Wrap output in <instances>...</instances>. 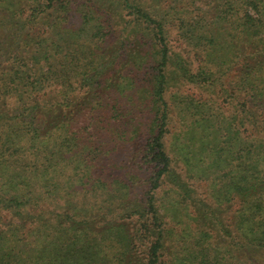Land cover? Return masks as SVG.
Segmentation results:
<instances>
[{
  "label": "trees",
  "instance_id": "1",
  "mask_svg": "<svg viewBox=\"0 0 264 264\" xmlns=\"http://www.w3.org/2000/svg\"><path fill=\"white\" fill-rule=\"evenodd\" d=\"M197 1L0 0V264H160L176 245L161 210L193 201L187 177L217 204L238 200L243 260L186 227L168 264H264V0ZM171 24L186 49H171ZM231 68L237 118L212 98ZM141 126L137 195L114 169L138 177Z\"/></svg>",
  "mask_w": 264,
  "mask_h": 264
},
{
  "label": "rangeland",
  "instance_id": "2",
  "mask_svg": "<svg viewBox=\"0 0 264 264\" xmlns=\"http://www.w3.org/2000/svg\"><path fill=\"white\" fill-rule=\"evenodd\" d=\"M189 5L190 0H185ZM197 1V0H196ZM200 5V9L202 10L204 8V4L202 3V0H198L196 4ZM155 4V3H153ZM166 4V2H164ZM161 3V5H164ZM192 6L190 8H187L188 11H190ZM197 13V9L194 10L192 14ZM185 15H190V14H179V16L183 17ZM72 20L75 21V18L72 17ZM174 23H177L178 21L173 20ZM173 23V22H172ZM176 25H169V43L171 45V49L175 51L183 50L186 49L183 46L182 40L180 37L177 35V30L175 28ZM188 51V50H187ZM186 53V52H185ZM184 52L181 54L185 55ZM240 73L235 70L234 68L228 69L225 75H222L221 77V83L222 85H218L216 89H219L221 87H225L227 91H221L219 93L215 92L212 96V98L215 101L214 107L216 111H219L222 113L224 116L227 115L229 118L231 116H234L236 114V118L241 116L242 109L240 108V104H238L239 101L242 100V95L238 93L237 86L235 85L236 79H238V76ZM228 85V87H227ZM186 88V91L189 93H193L192 95H200L203 93V90L199 88V86L190 84V83H185L182 85V89ZM175 90V87L171 88L170 91ZM197 97V96H196ZM201 99V98H200ZM208 99V98H207ZM219 108H218V107ZM235 121V120H234ZM237 123V121H235ZM150 124V120H149ZM181 120L179 119L178 113L175 111L172 114V117L168 120V126L166 127L167 131L169 130V133L166 134L165 136V141L166 145L171 144L172 142V132L178 131L181 126ZM238 125L235 124L233 129L237 127ZM240 134L243 136V126H239ZM140 135L138 138L134 139V141L128 143V145L133 149V153L136 155L137 159H140V157H144V144L146 141L145 135L143 136V132H146V128L142 127L138 130ZM171 155L176 157V155L171 151ZM116 157L119 159L120 156L116 155ZM137 163H141L140 166L142 167L140 170L137 167V174L138 177H134L133 173L129 174L127 176L128 171H131V169L127 166H119V168L114 169V173L120 175V177H131L130 183L132 184V192L134 194H144L146 191V182H141V179H144L147 177L148 173L150 172V169L147 166V163L144 160H137ZM138 166V165H137ZM135 167V165H134ZM114 168V167H113ZM135 170V169H134ZM136 173V172H135ZM185 182H189L190 185L192 186V190H190V194L193 196V201L185 208L184 205L177 210H161V213L164 216H162L163 223L165 227H168L172 230H174V237H175V243H173L172 237L170 240H168L167 247L169 249L168 254L162 258V261H160V264H168L169 258H172L173 252L176 250H179V246L183 243L181 238L179 237L181 231L184 228H188L191 233H194V230L196 228H201L202 230H210L213 234V238H210L209 241L214 242L215 240H222V243L226 245H232L233 247H230L231 251L236 254V259H241L243 260V254L238 248V244L242 242V238L239 237L237 232H232L231 229L234 228V216L236 213L237 208L239 207V202L237 199H233L231 202H224L217 204L215 201H213L212 198L208 195V190H206V186L204 182H200L199 180L195 178L187 177L184 180ZM163 186L156 191V196L157 197H163L166 199V195L164 194L163 191L167 188L166 183L162 184ZM144 186V187H143ZM134 196V195H133ZM132 196V197H133ZM198 199V200H197ZM207 211V216L210 218L203 217V212ZM187 212L190 214V216H197L196 220H192L189 218ZM202 212V214H201ZM187 224V225H186ZM219 229L224 230V234H221L219 232ZM232 235H236V241L237 243L234 245V242L231 239ZM238 248V249H237ZM137 257H142L140 253L137 251ZM133 263H137V259L134 258Z\"/></svg>",
  "mask_w": 264,
  "mask_h": 264
}]
</instances>
